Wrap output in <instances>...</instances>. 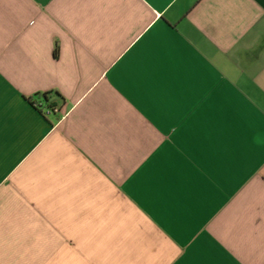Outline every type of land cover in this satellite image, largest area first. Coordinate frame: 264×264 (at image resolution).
I'll use <instances>...</instances> for the list:
<instances>
[{
    "label": "crops",
    "instance_id": "0c3cea01",
    "mask_svg": "<svg viewBox=\"0 0 264 264\" xmlns=\"http://www.w3.org/2000/svg\"><path fill=\"white\" fill-rule=\"evenodd\" d=\"M0 264H264V0H0Z\"/></svg>",
    "mask_w": 264,
    "mask_h": 264
},
{
    "label": "built area",
    "instance_id": "2783aa9c",
    "mask_svg": "<svg viewBox=\"0 0 264 264\" xmlns=\"http://www.w3.org/2000/svg\"><path fill=\"white\" fill-rule=\"evenodd\" d=\"M40 103H41V101H38V100L33 101V104L37 107ZM55 111H57V107L55 105H53V104H45L44 105V112L45 113H50V112H55Z\"/></svg>",
    "mask_w": 264,
    "mask_h": 264
},
{
    "label": "trees",
    "instance_id": "16d2710c",
    "mask_svg": "<svg viewBox=\"0 0 264 264\" xmlns=\"http://www.w3.org/2000/svg\"><path fill=\"white\" fill-rule=\"evenodd\" d=\"M55 53H57V50H55ZM39 97H41L44 102H49L47 93L37 94Z\"/></svg>",
    "mask_w": 264,
    "mask_h": 264
}]
</instances>
